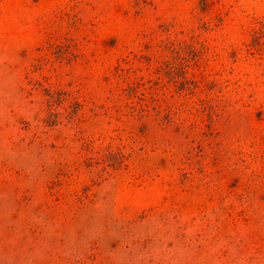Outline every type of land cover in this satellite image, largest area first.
<instances>
[{"label": "rangeland", "instance_id": "374dc122", "mask_svg": "<svg viewBox=\"0 0 264 264\" xmlns=\"http://www.w3.org/2000/svg\"><path fill=\"white\" fill-rule=\"evenodd\" d=\"M0 264H264V0H0Z\"/></svg>", "mask_w": 264, "mask_h": 264}]
</instances>
